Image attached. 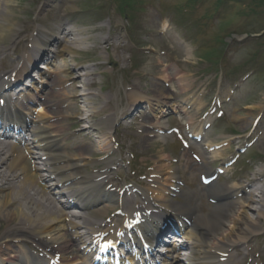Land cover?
<instances>
[{"label": "rangeland", "instance_id": "rangeland-1", "mask_svg": "<svg viewBox=\"0 0 264 264\" xmlns=\"http://www.w3.org/2000/svg\"><path fill=\"white\" fill-rule=\"evenodd\" d=\"M11 1L7 13L17 33L11 42L0 40L2 74L13 71L24 56H39L33 44L37 34L57 33L59 27L67 31L74 24L87 30L88 40L73 45L70 54L59 56L64 36H59L62 42L47 43L44 54L28 65L17 85L24 94L46 100L44 111L56 113L58 117L45 124L62 128V142L70 147L69 155L82 156L76 161L82 170L103 173L108 166L105 191L116 196L120 205L102 204L109 207L103 223L115 222L128 207L141 203V194L149 188L151 173L162 155L169 159L166 162L176 181L183 184L177 185L182 192L171 195L169 202L183 205L188 200L182 193L191 192L189 204L196 205L198 215H207L216 206L207 188L200 186V175L206 169L227 166L229 159L232 164L215 182L227 187L237 184L238 194L221 204L245 202L254 186L264 192V0ZM71 3L75 10H70ZM84 73H89L86 93L76 79ZM87 93L90 96H82ZM130 93L142 94L145 100L133 102L136 97L129 99ZM164 95L168 97L165 103L173 108L158 120L160 134L153 135L155 130L147 133L143 126L155 121L151 118L154 110L161 111L156 100ZM110 115L114 118L111 131L96 127ZM206 125L202 143L214 141L222 151L221 160L211 159L201 143H181L179 136L187 140L186 131ZM44 185L51 187L49 181ZM53 200L57 210L63 211L59 201L65 198ZM248 204L249 217L254 219L260 206ZM262 212L260 234L234 254L237 264L250 260L264 264ZM5 216L6 211L0 210V236ZM64 225L65 233L71 234L67 222ZM190 229V225L184 228L182 238ZM61 234L55 233L53 238ZM24 249L30 254L39 252L30 244Z\"/></svg>", "mask_w": 264, "mask_h": 264}, {"label": "bare ground", "instance_id": "bare-ground-1", "mask_svg": "<svg viewBox=\"0 0 264 264\" xmlns=\"http://www.w3.org/2000/svg\"><path fill=\"white\" fill-rule=\"evenodd\" d=\"M8 3H13V1L0 0L2 6L0 7V40L5 39L11 42L17 30L11 15L7 13V10H10ZM3 6L5 7L3 8ZM3 9L6 11L4 12ZM75 9L74 3H71L70 10ZM71 26L72 28L67 31L59 27L56 30L57 33L51 31L47 35L37 34L33 39V44L34 50L39 56L36 58L35 55L22 57L18 60V69L0 75V100L5 102L4 107L0 108L2 117L18 113L15 106L9 102L10 92L14 91V84L11 80L16 79V83L19 82L18 79L24 76L28 65H33L36 59H40L44 54L43 48L46 47L47 43L51 41L60 42L59 36H64V40L61 39L64 44L60 56L63 53H72L73 45H83L88 40L85 36L86 29L75 24ZM3 49L0 48V58L4 55ZM74 72L75 69L73 68L71 73ZM80 75L76 79L81 81L86 93L90 86L87 79L89 73ZM156 78L160 80V78ZM72 91L76 93L75 87H72ZM134 94L130 93L128 96L129 99L136 97L133 102L145 100L142 94ZM52 95H50V99H52ZM88 95L90 96V93L82 94V96ZM166 99L168 97L164 95L156 100L158 104L156 107L161 111L154 110L155 115L151 117H155L154 122H145L143 127L147 129V133L150 132L149 130L152 132L155 130L156 133L153 135L161 133L162 129L159 127L161 122L158 120L166 111L173 108V106L165 103L164 100ZM32 101L36 102L39 114L36 119L27 122L29 138H24L21 145H9L7 142H0V193H2L0 194V210L6 211L5 229L0 236V264H50L51 261L55 264H90L86 263L87 260H75L76 251L72 249L74 241L71 238H76L82 246L85 238L89 237L92 240L100 237L101 234L97 235L95 225L103 222L109 208L102 204L108 202L114 205L115 202L119 205V199L116 196L104 195L102 192L108 184L105 181L104 171L109 168L108 166L104 167L103 173L102 171L87 173L82 170V166L76 162L78 159H82L80 158L82 156L79 153L69 155L70 147L62 142L64 135L61 132L62 128L57 124L54 126L45 124L48 120L57 118L56 113L51 114L44 111L42 107L46 104V100L41 101L38 96L25 98L26 104ZM82 102L85 103L86 101L82 99ZM93 114H88L86 119L92 117ZM113 115L106 117L104 123L100 121L96 127L103 126V129L107 128L111 131L114 121ZM13 118L19 119L17 115H14ZM186 123L187 125L191 124L190 120ZM194 133H198V131H194ZM106 141H102L105 146L108 145ZM213 142H208L205 147L213 146ZM81 150L85 151V149ZM221 152V150L212 151L209 156L212 159L221 160ZM168 160L163 155L158 159L159 165L151 173L150 185L147 184L149 188L141 194L148 207L141 210L128 209L131 213L128 217H130V222H133L130 226L124 224L118 228L113 222V224L107 223V231L112 233L109 236L116 239L119 246H124L126 242H135L134 240L141 243V246L152 245V243H156L155 235L161 228L159 222L162 220V216L169 215L165 217L169 219L171 218L170 214L176 213L180 217L177 222L181 221L183 216L188 222L187 224H190L191 231H188L181 240L172 239L174 249L178 252L174 261L179 264H236L234 254L237 255L241 251L240 247L246 244L251 237L257 233L260 234L259 225L264 210V192L254 186L245 202L240 203L235 200L231 204H221L220 201L233 199L238 194V185L227 187L212 183L209 185V196L217 200V204L207 215H198L195 205L185 203V205L177 206L168 202L170 191L176 188V174L167 163ZM208 171L205 172L208 173ZM46 176L49 180L52 178L53 183L51 185H55L57 190L53 193L56 194L52 193L50 187L43 185L48 181ZM7 190L10 191L7 192ZM57 193H62L66 198L67 205L63 211H58L55 206L53 198ZM188 196L187 193L182 194L185 199ZM248 203L259 204L260 206V209L256 211L257 217L254 219L249 217L248 211L251 208ZM149 209H151V214H147ZM153 209L159 210L156 216L152 214ZM138 212L141 217L140 222L137 221L136 223L137 218L135 216ZM48 219H51L49 224L46 222ZM74 220H80L81 224ZM64 222H67L66 227L68 226L74 233L69 235L65 233ZM185 227L186 223L183 222L182 228ZM178 232H181V229ZM55 233H62L61 237L54 239ZM147 236L150 237L151 241L147 239ZM175 243L178 245L176 246ZM25 244H30L33 249L39 252L30 254L28 250H24ZM153 254V257L156 258L157 253L154 252ZM243 264H258V262L250 260Z\"/></svg>", "mask_w": 264, "mask_h": 264}]
</instances>
